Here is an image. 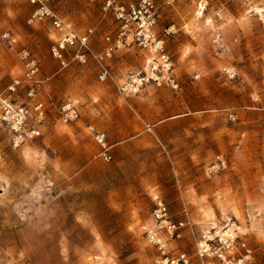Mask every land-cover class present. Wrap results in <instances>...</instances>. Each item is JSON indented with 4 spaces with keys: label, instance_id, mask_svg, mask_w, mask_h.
Segmentation results:
<instances>
[{
    "label": "rangeland",
    "instance_id": "obj_1",
    "mask_svg": "<svg viewBox=\"0 0 264 264\" xmlns=\"http://www.w3.org/2000/svg\"><path fill=\"white\" fill-rule=\"evenodd\" d=\"M153 1L179 88L122 96L118 87L145 68L147 52L117 47L102 82L93 56L82 64L70 47L66 66L53 57L58 36L33 19L35 5L0 0V88L22 78L21 53L31 52L41 84L34 98L27 83L14 98L43 103L46 116L41 135L20 146L0 121V264H157L145 235L156 196L172 220L188 223L168 244L191 264H219L199 259L196 242L227 221L246 233L244 264H264V0H213L201 19L197 0ZM106 2L50 6L79 35L91 31L99 55L120 33ZM67 103L76 121H63ZM89 126L105 133L110 161Z\"/></svg>",
    "mask_w": 264,
    "mask_h": 264
},
{
    "label": "built area",
    "instance_id": "obj_2",
    "mask_svg": "<svg viewBox=\"0 0 264 264\" xmlns=\"http://www.w3.org/2000/svg\"><path fill=\"white\" fill-rule=\"evenodd\" d=\"M28 1L37 7L33 19L48 21L58 36L51 51L53 57L63 66L67 65L68 48L74 47L76 49L74 59L78 62L85 64L89 56L94 57L100 66L99 80L104 82L111 77L106 61L112 57L114 50L117 47L134 44L148 53V59L144 69L133 73L118 87L122 96L137 94L149 85L174 90L179 88L174 74V63L165 47L164 38L157 36L154 31L156 8L153 0H139L129 5L122 4L119 0H107L106 7L114 9L120 33L116 43L109 45L99 55H94L90 48L91 31L79 35L51 8V0ZM212 1L197 0L198 18L201 19L207 14ZM216 15L221 18L220 12ZM21 61L25 69L22 78H16L5 88H0V121L10 129L15 146L38 138L41 132L37 125L46 117L43 103L32 100L27 104H19L14 98L26 83L30 85L28 96L34 98L38 84H41L36 80L40 71L37 57L26 50L21 53ZM78 118L79 111L73 103H67L62 107V119L65 123L76 121ZM88 130L103 148L104 159L110 161L105 133L97 131L93 126H89ZM153 202L152 218L155 225L146 228L145 235L148 243L158 252L157 264H191V258L185 252L172 251L168 244L182 238L184 229L189 226L188 223L172 220L169 207L163 198L156 196ZM245 236L246 233L236 221H227L223 226L212 225L210 230L203 231L197 239L196 256L203 260L218 261L219 264H244L247 256H243L241 252L247 254L250 252L246 246Z\"/></svg>",
    "mask_w": 264,
    "mask_h": 264
}]
</instances>
